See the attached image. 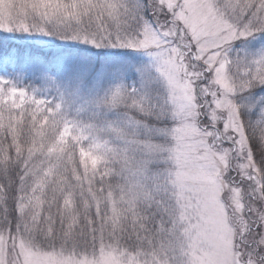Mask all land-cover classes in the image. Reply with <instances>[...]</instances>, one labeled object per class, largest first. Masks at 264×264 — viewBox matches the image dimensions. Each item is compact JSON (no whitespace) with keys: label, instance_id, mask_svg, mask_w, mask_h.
I'll list each match as a JSON object with an SVG mask.
<instances>
[{"label":"snow or ice","instance_id":"1","mask_svg":"<svg viewBox=\"0 0 264 264\" xmlns=\"http://www.w3.org/2000/svg\"><path fill=\"white\" fill-rule=\"evenodd\" d=\"M0 264H264V0H0Z\"/></svg>","mask_w":264,"mask_h":264}]
</instances>
